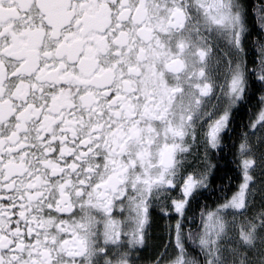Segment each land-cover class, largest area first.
I'll return each mask as SVG.
<instances>
[{"label":"snow or ice","instance_id":"obj_1","mask_svg":"<svg viewBox=\"0 0 264 264\" xmlns=\"http://www.w3.org/2000/svg\"><path fill=\"white\" fill-rule=\"evenodd\" d=\"M0 264H264V0H0Z\"/></svg>","mask_w":264,"mask_h":264}]
</instances>
